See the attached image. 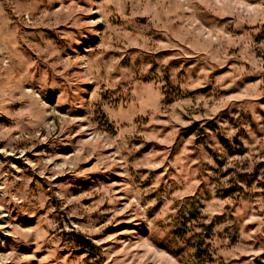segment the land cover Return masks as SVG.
Returning a JSON list of instances; mask_svg holds the SVG:
<instances>
[{
	"label": "rangeland",
	"instance_id": "374dc122",
	"mask_svg": "<svg viewBox=\"0 0 264 264\" xmlns=\"http://www.w3.org/2000/svg\"><path fill=\"white\" fill-rule=\"evenodd\" d=\"M0 264H264V0H0Z\"/></svg>",
	"mask_w": 264,
	"mask_h": 264
},
{
	"label": "trees",
	"instance_id": "16d2710c",
	"mask_svg": "<svg viewBox=\"0 0 264 264\" xmlns=\"http://www.w3.org/2000/svg\"><path fill=\"white\" fill-rule=\"evenodd\" d=\"M199 123L195 122L189 126H187L186 128H184L188 133L189 132H195L196 130H198L199 128ZM205 125H208L210 128H214L216 126L215 122L213 121H208ZM204 126H200L199 130L203 131ZM205 134H202V137H204ZM218 139L226 146V148L231 151V152H243L244 148H243V144L241 141L238 140V138H234L233 141L229 140L228 138H226L223 134H221L220 132L218 133ZM237 145V146H235ZM236 147V148H235ZM238 147V150H237ZM238 176L242 179L245 180L247 178H249L250 174H238ZM234 187H236V189L238 191H243L242 190V186H233V188H231V190H225V195H227L229 192L234 190ZM72 242H74V244L77 247H80L81 249H85L86 251H88L89 253H96V249L97 246L95 244H93L90 240H88L87 238H85L84 236L80 235V234H73V236L71 237ZM199 251H204V248L199 247L198 248Z\"/></svg>",
	"mask_w": 264,
	"mask_h": 264
}]
</instances>
